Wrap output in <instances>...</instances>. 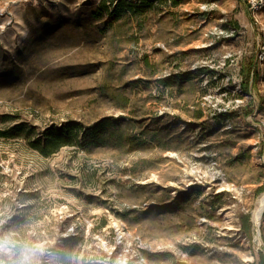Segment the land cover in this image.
<instances>
[{"label": "rangeland", "instance_id": "obj_1", "mask_svg": "<svg viewBox=\"0 0 264 264\" xmlns=\"http://www.w3.org/2000/svg\"><path fill=\"white\" fill-rule=\"evenodd\" d=\"M262 187L264 0H0V264H259Z\"/></svg>", "mask_w": 264, "mask_h": 264}, {"label": "trees", "instance_id": "obj_2", "mask_svg": "<svg viewBox=\"0 0 264 264\" xmlns=\"http://www.w3.org/2000/svg\"><path fill=\"white\" fill-rule=\"evenodd\" d=\"M245 79L246 82H248L247 74H245ZM78 132H79V126L76 123L66 122V123H62L57 127L52 125L45 128L42 134H40L31 143V145L41 155L48 156L53 152L57 151L60 147L77 141ZM79 142H81V140ZM262 190H264V187H262ZM248 220L249 217L246 218L247 223H249ZM244 224L245 223L242 220V225L244 226ZM249 264H254V262H251ZM259 264H264V255L262 253L259 254Z\"/></svg>", "mask_w": 264, "mask_h": 264}, {"label": "bare ground", "instance_id": "obj_3", "mask_svg": "<svg viewBox=\"0 0 264 264\" xmlns=\"http://www.w3.org/2000/svg\"><path fill=\"white\" fill-rule=\"evenodd\" d=\"M263 213H264V192L261 193L259 195V197L257 198V201H256V204H255V207L252 211V222H253V226L255 228V230L257 231L256 233V238L259 240V225H260V222H261V219H262V216H263Z\"/></svg>", "mask_w": 264, "mask_h": 264}, {"label": "built area", "instance_id": "obj_4", "mask_svg": "<svg viewBox=\"0 0 264 264\" xmlns=\"http://www.w3.org/2000/svg\"><path fill=\"white\" fill-rule=\"evenodd\" d=\"M249 8L254 12L262 7L263 0H246Z\"/></svg>", "mask_w": 264, "mask_h": 264}]
</instances>
